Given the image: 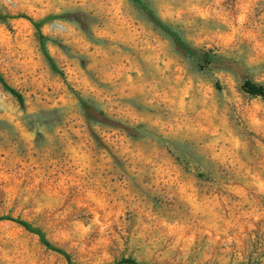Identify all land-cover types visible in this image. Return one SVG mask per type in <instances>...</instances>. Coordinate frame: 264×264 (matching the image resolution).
Returning a JSON list of instances; mask_svg holds the SVG:
<instances>
[{"label":"rangeland","instance_id":"374dc122","mask_svg":"<svg viewBox=\"0 0 264 264\" xmlns=\"http://www.w3.org/2000/svg\"><path fill=\"white\" fill-rule=\"evenodd\" d=\"M0 15V218L72 264H264V0ZM0 264L69 262L1 219Z\"/></svg>","mask_w":264,"mask_h":264},{"label":"trees","instance_id":"16d2710c","mask_svg":"<svg viewBox=\"0 0 264 264\" xmlns=\"http://www.w3.org/2000/svg\"><path fill=\"white\" fill-rule=\"evenodd\" d=\"M137 1H139V0H137ZM5 17H6V16H2V15H0V18H1V19L5 18ZM153 19H154L158 24H161V25L165 26L166 28H168V30H170V28H169L167 25H165V24H164L159 18H157V17H153ZM30 20H31V22H33V24H34L36 27L39 26V23L34 22L32 19H30ZM173 35H174V37L176 38V40L178 41V43H179L181 46L184 47V43H183V41L181 40V38L179 37V35H178L177 33H173ZM40 38H41V42H43V40H44V36H43L42 34L40 35ZM43 48H44V51L46 52V54H48V53H47V49H46L45 47H43ZM186 49L188 50V48H186ZM204 57H209V58H211V59H214V56H211V54H209V53H205V54H204ZM211 59H210V61H211ZM51 60H52V59H51ZM210 61H208L207 63L209 64ZM0 81H1V82H4V80H3V78H2L1 75H0ZM4 85H5V88H6L10 93H12V94H13V95H14V96L20 101L21 104H24V103H23L24 101H23V97H22V95H21L16 89L10 87V86H9L8 84H6V83H4ZM242 87H243V90H244L245 92H247V93H249V94H251V95H253V96H261V97H264V85H260V84H257V83H255V82H252V81H246V82L243 84ZM1 219H12V220L18 222L19 224H21L22 226H24L27 230H29V231L33 232L34 234L38 235L39 238H40V240H41V242H42L43 244H45L49 249H52V250H54V251H56V252H59L60 254L64 255V256L67 258L69 264H72V261H71V257H70V255H69L65 250H63V249H61V248H58V247L54 246V245L48 240V238L46 237L45 233H44L40 228L34 227V226H33L31 223H29L28 221H24V220H21V219H13V218H11V217H2V218H0V220H1ZM120 263H125V264H139L136 260L131 259V258H129V259H124V260L121 261Z\"/></svg>","mask_w":264,"mask_h":264}]
</instances>
